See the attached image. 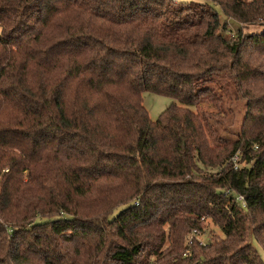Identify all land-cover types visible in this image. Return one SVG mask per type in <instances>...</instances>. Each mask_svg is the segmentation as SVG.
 <instances>
[{"label": "trees", "instance_id": "16d2710c", "mask_svg": "<svg viewBox=\"0 0 264 264\" xmlns=\"http://www.w3.org/2000/svg\"><path fill=\"white\" fill-rule=\"evenodd\" d=\"M253 241L264 0H0V264H264Z\"/></svg>", "mask_w": 264, "mask_h": 264}, {"label": "rangeland", "instance_id": "374dc122", "mask_svg": "<svg viewBox=\"0 0 264 264\" xmlns=\"http://www.w3.org/2000/svg\"><path fill=\"white\" fill-rule=\"evenodd\" d=\"M175 2H190V1H198V0H174ZM217 13L219 14L220 20L225 21V18L220 10L219 7L214 6L213 7ZM226 24L227 29L230 30V32L227 34V36H232L236 32V28L239 29V26L235 24L232 21L227 22ZM143 106L146 109L148 116L151 121L157 120L159 115L165 111L171 104L179 105L177 102L170 98L157 96L155 94L151 93H145L143 94ZM228 102V100H227ZM230 104L227 108L228 110L225 113L224 117V124L223 126H217V130L219 135L234 139L235 134L238 132L240 121L244 114V101H235L231 100L228 102ZM201 109H207V106L203 105L201 106ZM191 110L196 111V108H191ZM215 234L219 237H222L221 229L219 226H217L212 221H207V229L205 230L204 234L198 236V240L201 243H205L208 241L211 236ZM252 247L257 251L258 255L264 260V252L260 248V246L256 242H252Z\"/></svg>", "mask_w": 264, "mask_h": 264}, {"label": "built area", "instance_id": "2783aa9c", "mask_svg": "<svg viewBox=\"0 0 264 264\" xmlns=\"http://www.w3.org/2000/svg\"><path fill=\"white\" fill-rule=\"evenodd\" d=\"M233 161H236V157L233 159ZM227 194H229V193L227 192L226 195H227ZM236 199H237V202L240 204L241 209H245L246 207H245V203H244L243 197H242V196H237ZM198 236H200V235H197V236H196V233L193 232L192 235L190 236V240H192L193 237H194L196 240H198ZM198 241H199V240H198ZM200 243H201V242H200ZM202 244H204V243H202Z\"/></svg>", "mask_w": 264, "mask_h": 264}]
</instances>
